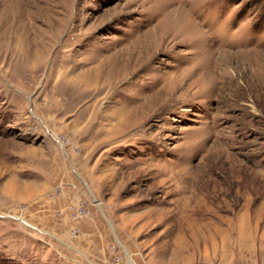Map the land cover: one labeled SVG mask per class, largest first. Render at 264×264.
Instances as JSON below:
<instances>
[{
  "label": "rangeland",
  "instance_id": "obj_1",
  "mask_svg": "<svg viewBox=\"0 0 264 264\" xmlns=\"http://www.w3.org/2000/svg\"><path fill=\"white\" fill-rule=\"evenodd\" d=\"M0 264H264V0H0Z\"/></svg>",
  "mask_w": 264,
  "mask_h": 264
},
{
  "label": "bare ground",
  "instance_id": "obj_2",
  "mask_svg": "<svg viewBox=\"0 0 264 264\" xmlns=\"http://www.w3.org/2000/svg\"><path fill=\"white\" fill-rule=\"evenodd\" d=\"M20 48H21V47H20ZM18 51H19V50H18ZM23 52H24V51H23ZM28 52H30V51H29V48H28ZM28 52H27V53H28ZM31 53H36V50L31 51ZM15 54H16V53H15ZM31 55H32V54H31ZM28 56H29V55H28ZM87 80H88V79H87ZM85 82H86V81H85ZM87 82H89V81H87ZM87 82H86V83H87ZM89 84H90V83H89ZM95 85H96V84H95ZM99 86H100V85H99ZM97 87H98V85H97ZM97 92H98V91H97Z\"/></svg>",
  "mask_w": 264,
  "mask_h": 264
}]
</instances>
